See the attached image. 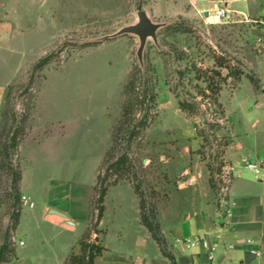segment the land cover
Listing matches in <instances>:
<instances>
[{
	"label": "rangeland",
	"instance_id": "1",
	"mask_svg": "<svg viewBox=\"0 0 264 264\" xmlns=\"http://www.w3.org/2000/svg\"><path fill=\"white\" fill-rule=\"evenodd\" d=\"M214 5L236 17L213 22ZM139 11L164 24L141 62L135 36L96 41ZM1 26L0 264H56L85 233L99 242L103 218L108 247L133 252L116 241L133 217L161 237L171 211L186 229L200 217L185 186L221 216L233 179L235 198L264 193L253 157L223 178L233 144L264 136V0H0ZM48 208L77 224L53 225Z\"/></svg>",
	"mask_w": 264,
	"mask_h": 264
},
{
	"label": "crops",
	"instance_id": "2",
	"mask_svg": "<svg viewBox=\"0 0 264 264\" xmlns=\"http://www.w3.org/2000/svg\"><path fill=\"white\" fill-rule=\"evenodd\" d=\"M2 30H5L4 26L3 28L1 26L0 31ZM259 123L257 119L253 120L252 130H255ZM262 137H252L251 140L246 138L244 142L237 141L233 144L230 155L234 159V163L240 166V164L246 162V158L249 156L255 158L256 163L264 165V139H260ZM255 178H258V183L264 185V171L262 175L255 176ZM236 181L237 178L233 179L229 185L227 208L222 216L216 215L214 212L209 213L210 209L205 204L210 199V195L205 187L185 186L180 190L190 192L188 196L194 200L193 205H196L195 209L201 218L194 217L192 219L189 214L185 215L183 222H190L187 229L180 222L181 218L173 211L160 219L165 250L167 254L172 256L174 264L211 263L207 252L202 247L188 250L182 245L183 240L194 238H205L211 244L216 245L214 253L219 264H253L255 261L259 263L264 259V193L244 194L235 198L232 195V189ZM49 210L50 208L46 212ZM56 211L67 215L61 210ZM68 218L70 222L75 225L77 224V219H72L73 217L69 216ZM131 221L129 222L130 230L122 228L116 232V241L120 245H123L128 236H131L130 246H132L133 252L110 249L107 245L108 243L105 241L112 232L105 225V218L100 220L98 229L101 226L103 228L104 226L106 227L105 233L99 234L102 235L99 237V242L104 250L100 256L95 258V264H171V261L161 253L158 244L152 238L147 228L142 225L139 217L135 216ZM50 222L55 226L64 225L67 229H73L70 226H66L64 221L58 218H52ZM99 242L95 241V243ZM71 248L61 254V261L57 259L58 263L56 264L64 263ZM73 248L77 249L78 247L73 246ZM10 264L33 263L26 255L24 256L19 252L18 258Z\"/></svg>",
	"mask_w": 264,
	"mask_h": 264
},
{
	"label": "water",
	"instance_id": "3",
	"mask_svg": "<svg viewBox=\"0 0 264 264\" xmlns=\"http://www.w3.org/2000/svg\"><path fill=\"white\" fill-rule=\"evenodd\" d=\"M204 16H207V14L204 13ZM163 26L164 24L162 23L153 22L145 11H139L136 14V21L134 23L124 26L118 29L113 34L100 38L96 41H103L104 39H113L123 35L135 36L138 40L136 56L138 61L141 62L142 52L144 50L147 41L152 40L154 43H156L157 31ZM48 213L52 218H58L64 221L66 226H70L72 228L74 227V224L69 221L68 216L65 215L64 213H61L53 209L49 210ZM263 226H264V218H263Z\"/></svg>",
	"mask_w": 264,
	"mask_h": 264
},
{
	"label": "built area",
	"instance_id": "4",
	"mask_svg": "<svg viewBox=\"0 0 264 264\" xmlns=\"http://www.w3.org/2000/svg\"><path fill=\"white\" fill-rule=\"evenodd\" d=\"M203 13L207 14L206 17H211L213 19V22L215 23L231 21L236 17V13L231 10L227 5H214L213 8L208 9ZM241 15L243 16V14ZM236 166L237 165L234 164L233 166H228L224 169L223 178H227V182L231 181V179L233 178V173L236 171ZM245 167L247 170L252 171L256 177L262 175L264 171V165H261L259 163H247ZM223 180L225 181V179ZM182 245L188 250L193 249L195 247H202L207 252L209 261L211 263L216 261V255L214 253L216 245L211 244L205 238H194L191 240H184Z\"/></svg>",
	"mask_w": 264,
	"mask_h": 264
},
{
	"label": "trees",
	"instance_id": "5",
	"mask_svg": "<svg viewBox=\"0 0 264 264\" xmlns=\"http://www.w3.org/2000/svg\"><path fill=\"white\" fill-rule=\"evenodd\" d=\"M104 194H105V189H102L100 191L98 201H100V202L103 201ZM102 212H103V207L101 206L99 208L98 214H97L98 220L101 218ZM142 222H143V225L147 228V230L151 233L152 238L158 244L161 253L171 261V264H174V262H173L174 260H173L172 256L167 254V252L165 250L164 240L162 239V237L160 235H158L156 233L155 227L145 219H142ZM84 235L81 236V238L77 242V246L79 247V252L78 253L70 252L67 255L63 264H95V262H94L95 258L101 255L104 248L99 243H95V242L83 243ZM5 251H7V246L4 244L0 248V261L1 260L4 261L3 253Z\"/></svg>",
	"mask_w": 264,
	"mask_h": 264
}]
</instances>
